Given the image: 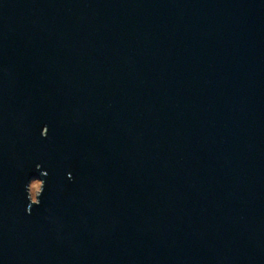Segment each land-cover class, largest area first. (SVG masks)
Instances as JSON below:
<instances>
[{
    "label": "water",
    "instance_id": "water-1",
    "mask_svg": "<svg viewBox=\"0 0 264 264\" xmlns=\"http://www.w3.org/2000/svg\"><path fill=\"white\" fill-rule=\"evenodd\" d=\"M0 264H264V0H0Z\"/></svg>",
    "mask_w": 264,
    "mask_h": 264
}]
</instances>
